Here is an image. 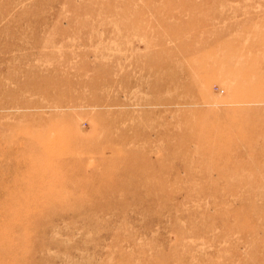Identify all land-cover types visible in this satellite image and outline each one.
Here are the masks:
<instances>
[{"label":"rangeland","instance_id":"374dc122","mask_svg":"<svg viewBox=\"0 0 264 264\" xmlns=\"http://www.w3.org/2000/svg\"><path fill=\"white\" fill-rule=\"evenodd\" d=\"M0 264H264V0H0Z\"/></svg>","mask_w":264,"mask_h":264},{"label":"bare ground","instance_id":"6f19581e","mask_svg":"<svg viewBox=\"0 0 264 264\" xmlns=\"http://www.w3.org/2000/svg\"><path fill=\"white\" fill-rule=\"evenodd\" d=\"M40 80H43V78L41 77L40 78ZM8 82H10L11 84H13V86L15 87V89L17 90H19V91H29V92H40V93H44V91L43 90H39L38 88H34V87H28L27 85H28V82H27V84L26 83H24V82H19L18 81V79H16L14 76H12V77H10L9 79H8ZM14 91H10L9 93H10V95L11 94H14L13 93ZM9 95V96H10ZM15 102V101H14ZM11 104H12V106H7V108H4V109H15V110H20V109H27L28 107L27 106H25V105H18V104H14L13 102H11ZM54 104L56 105V106H53V107H56V108H59V107H61V105H63L61 102H60V100L57 98V100H56V102H54Z\"/></svg>","mask_w":264,"mask_h":264}]
</instances>
